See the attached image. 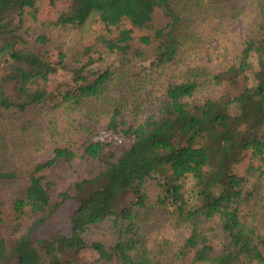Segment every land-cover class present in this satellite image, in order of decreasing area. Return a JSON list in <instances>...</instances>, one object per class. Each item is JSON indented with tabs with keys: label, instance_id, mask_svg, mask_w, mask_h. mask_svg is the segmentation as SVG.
Returning <instances> with one entry per match:
<instances>
[{
	"label": "trees",
	"instance_id": "1",
	"mask_svg": "<svg viewBox=\"0 0 264 264\" xmlns=\"http://www.w3.org/2000/svg\"><path fill=\"white\" fill-rule=\"evenodd\" d=\"M224 1L82 0L43 20L32 0H0V264H89L87 253L185 264L191 251L264 264V25L249 27L231 59L202 62L198 21ZM89 19L101 28L70 63L60 40L31 35L36 22ZM106 55L116 61L102 68ZM51 109L74 115L67 135ZM33 110L50 126L42 159L27 138ZM71 200L69 234L32 233ZM161 217L181 239L150 232ZM8 219L17 232L32 223L9 243ZM97 225L105 230L88 240Z\"/></svg>",
	"mask_w": 264,
	"mask_h": 264
},
{
	"label": "rangeland",
	"instance_id": "2",
	"mask_svg": "<svg viewBox=\"0 0 264 264\" xmlns=\"http://www.w3.org/2000/svg\"><path fill=\"white\" fill-rule=\"evenodd\" d=\"M80 1L82 2V0H32V3L37 9V14L40 15L43 20H50L56 15H64L69 12H74ZM27 18L32 21L29 15H27ZM201 20L203 21H198V24L203 38L204 52L202 53L203 55L200 56V60L206 62L208 59L210 65H212L214 61L222 56L231 59L242 49V42L251 25L254 23H263L264 25V0H226L219 6L213 16L205 17ZM100 28L101 26L91 19L83 24L67 25L65 28H53L47 22L46 24H42V21H40L34 24V30L31 32V35L34 37L36 33L39 34L40 31L45 30L47 33H50L60 40L64 43V49L67 51V61L70 63L74 60L75 56L76 58L78 57L85 44L91 42V39H93L99 32ZM32 45L39 48V45L34 41L32 42ZM52 58L54 59L55 57ZM115 61V56L106 55L102 62L99 63V66L103 68L108 63ZM56 80L64 81L67 79L66 76L61 73L60 76H57V79L55 78L54 84L57 83ZM48 106L53 108L51 105ZM91 107L92 104L88 103L86 110L91 109ZM45 110L47 111V109ZM51 114L55 117L61 118V120L57 121L58 129L65 132L62 134L67 135L69 129H66L64 125L68 120L72 119L74 115L67 118L62 109L60 112H57V110L52 111L51 109ZM83 114L84 111H80L79 115L81 116ZM29 118L31 120L27 138L32 142L39 139L41 144L36 147L37 151H35V154L37 159H42L47 153L45 148L46 143H49L47 134L51 133L50 126L48 127V121L46 120L47 116L45 112L33 110L29 114ZM247 160L248 159L245 157L244 161L235 167V170L242 173L248 163ZM63 173L68 174L67 178H69V175L73 178L78 177L77 172L68 173L65 167H63L60 172V174ZM131 200L132 196H127L124 205H129ZM75 207L76 202L73 200L62 205L51 216L40 223L32 233L38 237L48 236L55 231L69 234L70 216ZM31 223L32 222L29 221L22 226L21 231L17 232L13 219H8L6 224L3 225L1 233L8 239V242L11 243L19 238L22 233H26L28 231V226ZM104 227V225L91 227L88 232V240H92L97 235H100L105 230ZM150 232L153 235L160 233L173 240L181 239L182 236L180 231H175L172 227H169L162 217L157 225H153ZM209 255L213 257L215 252L210 253ZM206 257L207 253L197 254L194 251H191L187 255L185 264H214L211 261H207ZM96 258L97 256L93 253H87L83 256V259L89 264H102L98 262Z\"/></svg>",
	"mask_w": 264,
	"mask_h": 264
}]
</instances>
